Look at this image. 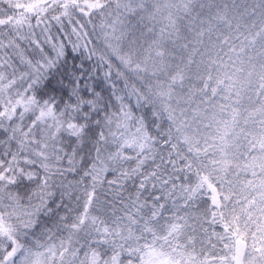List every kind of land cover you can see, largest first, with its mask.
<instances>
[{
	"label": "snow or ice",
	"instance_id": "snow-or-ice-1",
	"mask_svg": "<svg viewBox=\"0 0 264 264\" xmlns=\"http://www.w3.org/2000/svg\"><path fill=\"white\" fill-rule=\"evenodd\" d=\"M0 264H264V0H0Z\"/></svg>",
	"mask_w": 264,
	"mask_h": 264
},
{
	"label": "trees",
	"instance_id": "trees-1",
	"mask_svg": "<svg viewBox=\"0 0 264 264\" xmlns=\"http://www.w3.org/2000/svg\"><path fill=\"white\" fill-rule=\"evenodd\" d=\"M219 230V229H218Z\"/></svg>",
	"mask_w": 264,
	"mask_h": 264
}]
</instances>
